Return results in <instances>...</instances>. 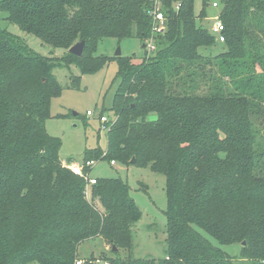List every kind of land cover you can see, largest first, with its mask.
Wrapping results in <instances>:
<instances>
[{
    "label": "trees",
    "instance_id": "16d2710c",
    "mask_svg": "<svg viewBox=\"0 0 264 264\" xmlns=\"http://www.w3.org/2000/svg\"><path fill=\"white\" fill-rule=\"evenodd\" d=\"M159 1L165 30L154 34L150 0H0L8 22L66 49L43 56L0 29V264H232L201 231L264 264V0H217L225 48L214 55L199 50L216 43L198 24L210 0L198 14L194 0ZM133 34L154 37V54L116 56L107 150L85 149L81 161L135 156L164 175L160 260L130 253L142 212L128 184L96 177L86 197L82 176L59 157L60 138L46 130L50 99L62 89L52 70L98 71L107 62L93 54L98 41ZM80 40L75 56L68 48ZM97 237L108 253L79 257L82 242Z\"/></svg>",
    "mask_w": 264,
    "mask_h": 264
},
{
    "label": "rangeland",
    "instance_id": "374dc122",
    "mask_svg": "<svg viewBox=\"0 0 264 264\" xmlns=\"http://www.w3.org/2000/svg\"><path fill=\"white\" fill-rule=\"evenodd\" d=\"M212 1L210 0L206 6V17L198 20V24L206 28L211 26L214 21L212 18L219 13V6L212 7ZM193 4L194 12L198 14L202 9L201 0H194ZM6 15L4 10H0V29H7L20 36L36 52L55 58H60L66 52L65 48H55L33 34L22 31L15 23L8 22ZM254 31L257 32V29ZM117 48L120 49L121 57L132 56L135 62H139L144 56L150 57L154 54V51L149 53L145 50L140 37L135 34L121 40L107 36L98 41L93 51V54L107 58L106 64L98 71L83 73L79 66L74 64L52 70L62 89L50 99V117L46 118V130L60 138L59 157L63 162L71 159V162L79 163L85 149L98 147L104 152L107 150V133L99 116L103 115L108 120L114 118L111 106L118 86L116 77L118 59L115 56ZM224 48L225 44L218 41L208 48L202 47L199 50L206 55H214ZM257 70L260 71L261 68L258 66ZM74 77L77 83L73 82ZM206 87L201 85L200 91ZM87 110L92 114L87 115ZM149 116L155 118L154 114ZM89 175L95 178H120L128 184L129 194L142 212L140 220L132 226L134 244L130 253L136 258L150 257L156 260L163 258L167 247L165 241L167 195L164 175L152 171L149 166L142 167L134 163L123 164L117 161L115 164H109L107 157L97 159ZM201 233L214 245L226 251L233 259L232 264H252L248 259L239 258L240 244L219 245L212 236L203 231ZM105 244L99 237L86 240L78 249L79 257H101L103 253H108ZM120 254L125 255L126 252L120 251ZM98 264L105 263L100 261Z\"/></svg>",
    "mask_w": 264,
    "mask_h": 264
},
{
    "label": "built area",
    "instance_id": "2783aa9c",
    "mask_svg": "<svg viewBox=\"0 0 264 264\" xmlns=\"http://www.w3.org/2000/svg\"><path fill=\"white\" fill-rule=\"evenodd\" d=\"M152 6V10L150 12L151 17L153 19V24H152V32L155 33H162L165 30V21L164 16L161 12V5L159 0H150ZM211 6L214 8H217L219 6V3L217 1H212ZM214 21L209 27V32L214 35L216 42H224L225 41V36L223 34V29H224V24L221 19H219V16H214L212 18ZM145 50L147 52H152L155 50V44H154V37H151L148 41H146V46ZM87 115H91L92 112L87 110L86 112ZM100 121L103 122V128L107 129L106 123H108L107 117L100 115ZM104 152L103 154H105ZM96 162L95 160H86L85 162L80 161L79 163L76 162H63V165L69 167L72 172L75 174L82 176L83 180L85 181V195L86 197H89V192H90V187L93 184H96V178L95 177H90L89 171L90 169L94 166ZM115 160L111 159L109 161V164H115ZM85 167L89 168L88 171H85ZM84 260L83 259H75L74 264H83Z\"/></svg>",
    "mask_w": 264,
    "mask_h": 264
},
{
    "label": "water",
    "instance_id": "95a60500",
    "mask_svg": "<svg viewBox=\"0 0 264 264\" xmlns=\"http://www.w3.org/2000/svg\"><path fill=\"white\" fill-rule=\"evenodd\" d=\"M84 45H85V41L84 40H80V41H77L75 44H73L71 47L68 48V51L73 54V55H77V56H81L82 54V51H83V48H84ZM142 46L145 47L146 46V42L145 41H142ZM121 53H120V49L117 48L116 51H115V56H120ZM136 159H135V156H132L131 159H130V163H135ZM245 241H243L244 243ZM116 249V247L114 246L113 247V250Z\"/></svg>",
    "mask_w": 264,
    "mask_h": 264
},
{
    "label": "crops",
    "instance_id": "0c3cea01",
    "mask_svg": "<svg viewBox=\"0 0 264 264\" xmlns=\"http://www.w3.org/2000/svg\"><path fill=\"white\" fill-rule=\"evenodd\" d=\"M82 257H85V256H82ZM82 257H81V258H82Z\"/></svg>",
    "mask_w": 264,
    "mask_h": 264
}]
</instances>
